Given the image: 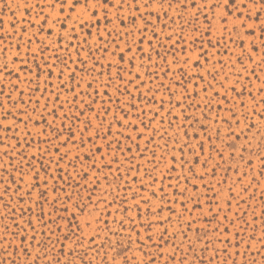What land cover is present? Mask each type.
Segmentation results:
<instances>
[{
    "label": "rangeland",
    "instance_id": "rangeland-1",
    "mask_svg": "<svg viewBox=\"0 0 264 264\" xmlns=\"http://www.w3.org/2000/svg\"><path fill=\"white\" fill-rule=\"evenodd\" d=\"M40 2V0H0V38H2L3 42H0V48H7V53L0 52V64L8 62L10 68H17L19 66L20 61L27 62V68L23 72H19L20 81H17L16 74L12 76H3L0 77V84L4 86L3 95L0 96V102H5V107L8 108L12 115H9L7 119H4L2 115H0V125L11 126V131H3L0 129V137L4 138L3 146H0V164H3L5 168H8L9 171L5 172L4 169H0V178L15 177L17 180H20V173L16 171L15 168H12L8 157H5L3 153L5 151L12 152V148H15V152L13 153L15 159L12 163H18L20 160L19 153L24 152L25 155L31 157L33 155L38 158H42V162L47 165V173L50 176H56L55 180L49 178L48 186L45 188L41 185L39 188L29 189L28 185L32 182L30 177L33 175L28 167V164L25 163L22 165L23 171L28 173L23 177L20 185H12L11 190L8 196L4 197V202H0V235L5 236L9 241H12V246L8 247L7 244H4L3 241H0V264H5V261H8V264H11V260L14 258L16 264H55L56 260H60L61 264H113V257H115V264H123L124 256L133 257L132 264H147L148 258L144 256L143 253L138 251L137 249V240L138 237L136 233L140 234V237L145 236V229L147 228V223L150 221H154L160 219V217L152 216L149 213V209H157L159 207H163L165 203H168L175 211V215H172V222L169 224L168 222H164L163 227L168 229V235L166 239H169L171 243L164 246V256H169L173 251V244L179 247V251L175 253L176 262L165 260L161 258H157L156 264H178L180 259L184 256L185 249H188L189 242L191 241L193 245V250L187 253V259L185 264H198V261L195 257L201 256L204 259V264H264V246H262V242H264V175H261V162L258 159L256 153L260 155H264V121L260 120L259 116L252 115L249 111L246 113L249 116L248 120L242 121L239 128L233 124V129L236 131L237 135L240 136V139L236 141L237 146L240 147H249L248 142L245 141V136L248 137V141L251 142L250 152L243 151L241 149L240 152H236L235 160L229 158V152L232 149L224 148V157L227 163L224 161H220L221 167L217 169L216 176L213 178L211 176H206V181L210 180L212 186H214L215 190L212 192H208L205 195V189L203 184L200 181H193L194 184L199 185V192L196 193V196L201 199L202 209L195 208V199L187 202V207L189 209H193L192 212L183 211L181 208V203L177 201H184V197L177 196L175 199L173 198V189L164 187V192L167 194L168 201H162L160 197L159 189L163 185L172 184L176 185L175 176L180 174L179 166H177V171L171 173L173 179L168 180L164 179L160 181L162 173L168 172V169L165 167V164L171 159L172 154H176L178 156V148L179 145L175 144L173 139H169V137H173L175 140H179L183 142L185 139L183 133L187 131L189 133V137H193V133L200 132V124H194L190 120H185L184 116L181 115L185 112V108H187V115L191 116L193 113L197 119L201 120V123L206 124L208 126V135H212L215 133L216 128L219 127L221 129V137L223 139L224 133L227 130V125H224L221 120H213L212 117L219 113L220 117H224L226 115L225 112L220 111L216 104V99L219 97H214V93L212 96L208 98L212 99V110H205L208 119L205 120L201 116V111L195 108L187 107L189 103V98L185 97L184 99V107L172 108L171 116H168L169 110V96L171 95L166 89L171 88L175 92V96L172 98V103L175 104L180 98L181 93L183 92V88L179 86V81L184 79L185 86L187 87L190 95L194 97L193 103L199 104L200 108H204V98L206 94L202 91V88L206 86L207 82H211L216 91L221 93V96L224 95L226 89H228L235 80V76L229 72V69L232 65H235L236 71H241L240 65L236 63V58L240 53V48L237 44L229 43L228 47L230 51H225L224 49H213L208 44L204 45V49L209 53L207 57H203L200 59L201 67H197L193 61L196 60L197 55L199 54V45L200 40L197 39L196 43L192 45L187 52L181 51V45L177 44L175 48H172L171 42L167 41L166 34L171 30H173L176 34H179V23H183L182 21H178V24H172L171 21H167L169 24V28L163 27V22L165 18L161 16V21L157 22L155 17H150L152 23L156 25V30L159 34V42H157L156 37H152L151 30L146 33V35L152 37V43L155 48V51H152L148 48L147 40L144 41L143 44H139V35L134 32L132 38L128 39V43L133 45L132 52L126 53L123 61L120 62V67L126 69L125 71H121L120 75L124 78L123 80H118L115 78V73L117 71L116 62L119 59V56L111 55V52L114 50V45H112V40L116 38L115 32H113L112 37H108L105 32V27L108 30H112L113 28L123 29V31H127L131 28V24L129 23L127 17L129 16V10L127 7L123 12L120 13L122 17H125V25H119V22L115 20V16L113 13L115 9H110L109 18L112 20V23H107L104 21L101 16H97L96 19L99 20V25L84 27L83 29L77 28L75 33V37L71 38L70 44L81 46L83 41L86 39L88 43L82 46L80 51V57L87 59L86 65H80L77 61V57L75 55L76 48L68 47L67 53L64 52V45L69 44V35L64 30L57 26V28L53 29V35H48V24L44 25L45 31L38 32V29L41 24H43V19H41V13L36 5ZM154 9L157 6H153ZM167 7V5H165ZM49 9L45 6L43 15L47 16L49 13ZM195 11L189 6V12L184 13L185 20L189 19V13ZM204 12L208 15H211L208 11V8H204ZM67 14V11L65 15ZM54 15V13H53ZM75 15V14H73ZM169 15L173 18L176 17V13L169 10ZM237 13L233 12V15L229 17V25L231 28V22L235 19ZM262 18H264V13H262ZM201 24L204 23L203 16L200 17ZM71 21L68 22L69 27H71ZM137 25L142 23L141 21L136 22ZM247 24H253L254 21L245 20ZM13 25H15L13 27ZM219 25L214 21V36L211 37L213 42H215V37L220 35V31L217 29ZM163 29V31H161ZM25 30H27L25 32ZM60 31L63 34V40L59 41L60 43V55L66 56L71 54L72 60L69 61V69H76V78L74 81H69V71L66 69L64 71L63 80L59 77V71L63 68V65L59 63V61H55L54 56L51 51L40 52L38 50V46L40 41H44L46 44L49 42H57L55 33ZM100 32L103 35L104 39L100 41V44H97V32ZM123 31L121 35H123ZM88 32H91L92 35H86ZM241 36H244V30H240ZM35 34V36H34ZM185 35L191 36L196 35L199 37V33L194 32L191 28H185ZM227 36V33H224ZM33 42L30 45V50H26L25 41L28 40L29 37H33ZM259 36V32L257 30V37ZM245 48L248 47V42L253 39V37L245 36ZM136 42L133 44V42ZM120 43L119 41H117ZM257 44H259V40L257 39ZM19 43L21 45L19 52V58L16 64H12L11 60L15 58L14 54L17 52L16 44ZM161 44L164 46L161 47ZM108 46L109 52L104 53L103 51L97 50L98 47ZM121 48L124 45L121 43ZM186 46V45H185ZM93 49L94 57L99 61L96 64V70L94 72H84L81 69L87 68L89 70L92 69L93 66V58L88 56V49ZM140 48L145 50V53H148L152 56V62L150 63L147 59V55L145 53H141L139 51ZM157 52L161 54V56H166L167 63L164 60H161L159 56H157ZM173 53L176 56V61L173 60ZM135 54L136 59L133 61L135 67L129 64V57ZM257 58V63L259 62V54H254ZM143 56V59L141 57ZM48 58V63H55V67L52 70V74L48 77V73L43 71L37 80L36 73L38 69L36 68V64H44V58ZM189 59L188 64H184L183 61L185 58ZM218 60H223L228 67L224 69V72L218 76L217 80L221 81L225 84L224 88H221L220 83L217 81H212L211 76L208 75L207 70H211L213 65L217 70L220 69V64L216 63ZM73 61H76L73 63ZM111 63L112 68L111 72L113 73V86L108 87L106 89L107 95H104V88H101L100 85L104 83L107 79L108 67L107 65ZM244 64L248 65L249 68L253 67L247 56L244 58ZM143 65V67H140ZM103 66V67H102ZM183 68L184 72L187 73L186 77H182L180 75V69ZM171 69V71H168ZM30 70V71H29ZM147 70V71H146ZM167 71V75L165 72ZM148 72L156 73V76L150 78ZM257 75L261 76V80H256L254 76H250V73H244V77L240 80L238 84H235L237 91H241L243 86L247 87V90L244 91L241 99L245 101L248 105V108L251 109L256 107L255 103L248 98L249 92L253 93V95L257 96V100H259L260 96L257 93V89L261 84H264V71L261 68L256 69ZM100 73H104L103 76ZM131 73V76L129 75ZM139 73L141 81H143L144 86L137 91V88L133 84H129L128 80L135 77V75ZM224 73H228V79L224 80ZM202 74L205 76V81H200L197 79V75ZM45 77H48L47 85L45 84ZM93 77H98V79H93ZM9 80L12 83H18L20 89L24 92V101H28L29 96H34L32 103H19L17 102L16 107H12L11 102H7L6 98L9 94V88L11 85L9 84ZM31 80L32 83L29 84L28 81ZM23 81V83H21ZM250 81V82H249ZM66 83L69 87H75L76 83H79V88L77 92H86V95L80 97L79 100L74 99V93L69 91L68 88H64L61 90L57 87L61 83ZM88 82L92 83V88H88ZM137 84L140 81L136 82ZM39 84L41 91H37L34 94L31 89H35ZM120 85L121 91L126 87L131 95H120L115 91V86ZM163 84L165 87H160ZM199 85V87H198ZM48 87V92H42V90ZM93 89H98L101 95L96 96L93 92ZM149 89H152V92H149ZM60 93V100L63 103L65 98L67 99V103L63 109V112H67L69 107H73V105L79 106V111L84 112V115L80 117V120H86L87 118H91L93 128L88 132L84 133V136L93 135V133L97 130L96 125L100 124V121L103 120V128H107L110 123L113 122V115L119 117L122 114L127 115V119L133 121L137 126L143 129L145 139L138 140L137 142L140 144L141 150H143L146 146L149 151L144 152L143 158L137 155L136 145L132 143L130 140L125 139L126 136L137 135L136 132L133 131L132 128L125 127L121 128L120 124L112 123V133L115 134L118 131L123 132L124 135L120 137L122 144L131 147L132 151H124L123 153L117 151L115 152L116 160L113 159V153L105 146V142L101 139H95L94 143L97 147L101 148V152L96 155V164L99 168H102V171H94L88 163H85L83 166L81 161H77L73 159L76 155L81 156V160L85 158V155L88 152V149L92 147L91 144H86L82 148H80L79 152L76 147L72 144H67L66 146L60 147V154L68 152V156L65 160L61 161V168L65 169L64 172L53 171L55 165L51 163L53 158L58 159L56 155V149L53 145L60 146L64 143V141L70 135L69 125L72 127V131L76 134V143H79L80 129L83 128V125L80 123V120H64L60 119L56 120V126L58 128H62L63 132L55 133L53 130L49 129L47 124H45V120L51 122L52 116L44 113V119H40L41 112L43 109H39L37 112L32 113L31 109L35 105V97H40L43 95L44 97H50V100H54L55 96H50V93ZM211 93L212 90L209 89ZM145 94L146 99L141 94ZM199 93V95H197ZM13 97V101H17L18 92L13 91L11 93ZM155 96V100L152 97ZM229 101L224 103V107H227L229 103L239 102L235 99L236 93L228 91ZM111 98V99H110ZM81 101H84V104H81ZM117 101L120 102V106H117ZM164 102V111L161 113V116L165 117L163 120V125L161 127L160 124V116L153 117V114L156 109L159 108L160 102ZM45 103V99L40 100V104L43 105ZM88 103H91V108H88ZM136 105L135 108H132L131 105ZM53 104L51 102L48 103V110L51 111ZM103 108H110L112 111L105 115L102 111ZM121 108L124 109V112H121ZM32 115V121H28L27 124V132L30 135L25 136V125L21 123V120H27V117L24 115V110ZM142 109L143 111H139ZM237 113L240 112V109L237 108ZM4 109H0V113H2ZM73 111H77L76 107H73ZM130 112V114H128ZM63 113H58V115H62ZM99 114V118L97 117ZM137 116H142L145 123L150 124V127L144 128L143 125L140 124L139 120L136 119ZM13 117H16V123L13 125ZM177 117H179L177 119ZM174 119L175 123L169 127V120ZM38 121V123H37ZM183 124V129H179L177 125ZM245 124H255L256 127H252L250 130L245 128ZM191 125V126H190ZM244 128V134L240 133V129ZM159 129L162 133L164 130H167L168 135L161 139L159 135H154L153 130ZM101 132L103 129H100ZM41 131L51 133L50 136L40 135ZM178 133V135H177ZM149 135H153L154 144H147V137ZM201 139L204 138V135L201 133ZM59 136V139H57ZM16 137V138H13ZM51 140V143H44L45 140ZM19 140V143H18ZM24 140H27L28 143H24ZM109 141L113 140V136L108 137ZM165 140L168 141L167 149H164ZM192 142L195 143V139H192ZM218 147H222L221 141H214ZM260 145V148H257V145ZM11 146V147H8ZM116 147L115 143L112 144V148ZM42 149H47V151H40ZM155 150L156 157L159 158L162 155L164 156L163 160H158L159 171H152L153 164L150 163L152 159V150ZM95 152V148L92 149ZM51 153V156L49 155ZM210 153V147L207 141L205 140L204 145V153L203 156H207ZM241 154L244 156V159H240ZM203 156L201 157L203 159ZM212 160L210 161V165L214 164L219 157L216 156L215 152H211ZM103 157V159H101ZM134 157V159H133ZM191 160V157H188ZM129 159L132 160V168L134 169L136 165H141L139 171L130 170ZM251 159L252 164L249 167L247 161ZM32 167L36 168L40 171L41 177H45L46 173L41 169L40 162L31 161ZM106 164H110L111 171H109L108 167H105ZM119 168V173L116 172V169ZM229 169L227 172L225 169ZM145 169L151 173L152 177L157 178V182L153 183L152 179L149 175L146 174ZM87 172V177H83L79 175L81 171ZM201 166H197V171H202ZM247 173V176L243 177V182L241 183V174ZM70 174V177L67 181L60 179L61 175ZM184 174L191 175L187 172V168L184 169ZM117 176H120V179H117ZM107 177V180L105 179ZM227 178L226 182H222L217 184V181H221L222 178ZM57 186V191H52V185ZM185 182L182 180L180 187L184 186ZM22 188V192L17 195L14 190L17 187ZM229 187L233 189L232 193L228 192ZM244 187L248 188L247 192L242 191ZM60 189H63L61 191ZM3 189L0 188V192ZM24 191H31V197L24 195ZM45 192V197L40 198L39 203H34L38 197L39 192ZM156 191V196H152V192ZM216 191H219L220 195L216 196ZM64 192H69L72 194V200L68 201L64 196ZM194 189L189 185L188 192L185 194L186 196H192ZM78 193V195H77ZM21 196H23V200L21 201ZM233 196L236 199H232V209L228 211L225 205V198ZM90 197V199H89ZM135 197V199H133ZM142 197H147L149 199L148 203H145ZM208 197H215V201H219L220 207L224 209L223 211H219L216 208V203L213 201L211 209L208 207L206 203ZM45 200L48 203H45ZM139 201V207H136V202ZM10 202L12 207L16 209L15 220L21 224L23 227L29 217L32 219V223L35 226L36 231L33 233L31 229H28L25 232H21L19 236L13 237L11 235L12 232H20V229H17L15 224L12 223L13 217L7 213V210L4 206L5 203ZM55 202L57 208L60 211L57 213L51 207V204ZM39 205H43L44 213H53L54 215H64L67 216L68 219H74V223L69 226L68 220H59L57 219V224L60 226L59 228L56 225H50L55 235H52V242L54 243V247L51 248L50 251L47 252V258H45V249L48 246V236L51 235L44 229L41 224L37 220V216L41 214V208ZM67 206L69 211L64 212L63 207ZM87 205V207L83 208V212L77 207ZM23 207L25 209H31V211H26L24 213V219H20V211L19 209ZM125 209H129L128 212H125ZM219 212V217L216 220L212 219V216ZM74 214V217L73 215ZM227 214L229 219L235 221V224L229 223L228 220H223V216ZM171 215L168 211V207H164L163 216ZM242 216L243 219H238L237 216ZM195 218V223H192V231H187L188 239H184V237L179 235L181 229L187 230V224L185 221L190 220L191 218ZM179 218V219H178ZM45 221L49 220V216H44ZM123 220V228L121 227L120 221ZM248 221L246 225L244 221ZM90 223V227H88L85 222ZM105 221L107 224L105 225ZM80 225V228H77L76 225ZM9 226L8 231H3L5 226ZM141 225H144L142 228ZM248 225H251L249 227ZM71 227L73 231L79 234L80 229L83 230V237L79 242L82 246H78V243L75 240V237L71 235L68 231V228ZM219 227L220 232L216 233L214 230ZM227 228L228 231L225 233L224 228ZM207 230L208 236H204V230ZM196 229H200V238H198L196 234ZM162 229L159 227H153L151 233L153 235V241H156L159 233ZM240 231V237L237 238L235 233ZM115 233V234H114ZM173 233H176V236L173 237ZM65 234L70 236L69 240H64ZM35 235L36 240L32 241L31 236ZM27 237L24 240L23 244L21 243V237ZM94 237L95 242L90 243V239ZM131 237V240L128 239ZM59 238V242L57 241ZM208 241H211V244L208 246L207 251H202L205 245L208 244ZM230 243H227L229 242ZM37 242H39V247L37 246ZM143 243V240H141ZM238 244V247L236 246ZM31 245V246H29ZM248 245H251L249 250ZM103 246V247H101ZM63 247V253H60V249ZM24 248L28 249V254L24 253ZM125 248H128V251H124ZM227 248V254L224 253L223 249ZM7 249V251H5ZM14 249H16L14 251ZM70 249H75L74 252L70 253ZM150 249H146L148 251ZM215 250H220L216 252ZM87 252L86 256H83V253ZM117 252H122L123 255H116ZM241 253L240 255H236V253ZM99 253V254H97ZM154 254V253H153ZM39 257L38 259H34ZM81 257H83L81 259Z\"/></svg>",
    "mask_w": 264,
    "mask_h": 264
},
{
    "label": "snow or ice",
    "instance_id": "snow-or-ice-1",
    "mask_svg": "<svg viewBox=\"0 0 264 264\" xmlns=\"http://www.w3.org/2000/svg\"><path fill=\"white\" fill-rule=\"evenodd\" d=\"M165 5H167V7H165ZM45 6L50 10L48 15L45 16L43 15L44 13V8ZM153 6H157L155 9ZM189 6H191L192 9H195V11H192L191 13H189V19L185 20L184 18V13H188L189 12ZM36 7L39 9L40 13H41V19H43V24L40 25L38 32H44L45 28L44 25L48 24V35L52 36L53 35V29L57 28V26L61 29H64L68 35H69V44L64 45V52L67 53L68 47H75L76 50V57H77V61L79 62L80 65H86L87 64V59L81 58L80 57V51L82 49L83 45H86L88 43V41L85 39L83 41V44L81 46H76V45H71L70 44V40L71 38L75 37V33L77 31V28H81L83 29L84 27H90V26H97L99 25V20L96 19L97 16H101V18L106 21L107 23H112V20L109 18L110 16V9H115V12L113 13V15L115 16V20L119 22V25H125V17H122L120 15L121 12H123L125 10V8L127 7V9L129 10V16L127 17L129 23L131 24V28H129L127 31H123V29H118V28H113L112 30H108L107 27H105V32L107 34L108 37H112L113 32H115L116 34V38L112 40V45H114V50L111 52V55L119 56V59L116 62V68L117 71L115 73V78L118 80H123L124 78L120 75L121 71H125L126 69H123L120 67V62L124 60L125 58V54L126 53H131L132 52V47L133 45H130L128 43V39L132 38L134 35V32L137 33L140 37L139 39V44H143L145 40H147V44H148V48L151 49L152 51H155V48L153 46L152 43V37H156L157 42H159V34L156 30V25H154L152 23V20L150 19V17H155L157 22L161 21V16H163L165 18L164 22H163V27L164 28H169V24L167 21H171L172 24H178V21H182L183 23H179V34H176L173 30L170 29V31L166 34V38L167 41L171 42L172 44V48L174 49L175 46L177 44L181 45V51L182 52H187L189 50V48L194 45L196 43V40L199 39L200 40V45H199V54L196 57V60L193 61V63L197 66V67H201L200 65V59L203 57H207L209 55L208 52L205 51L204 49V45L208 44L211 48L213 49H224L225 51H230L228 45L229 43L232 44H237V46L240 48V53L236 58V63L240 65L241 71H236L235 70V65H232V67L229 69V72L231 74H233L235 76V80L233 81V84L226 89L225 93L223 96H221V93L219 91H216L214 85L211 82H207L206 86L202 88V91L206 94L205 98H204V108L201 109L199 104L193 103L192 101L194 100V97H192L187 89V87L185 86V81L184 79H181V81H179V86L181 88H183V92L180 95L179 100L177 101V103L173 104L172 103V98L176 95L175 92L171 89L168 88L166 89L168 92L171 93V95L169 96V110H168V116H171V109L172 108H179V107H184V99L185 97L189 98V103L187 105V107L190 108H195L201 111V116L203 117V119L207 120L208 116L206 115V111L205 110H212V99L208 98L209 96H212V94L214 93V97H219V99H216V104L218 106H220L219 110L223 111L226 113V115L224 117H220L219 113L217 112V115L212 117L213 120H221L222 123L224 125H227V130L224 133V137L222 139L221 137V129L219 127L216 128V131L214 134L212 135H208V126L206 124L201 123L200 119H197L195 117V114L193 113L191 116L187 115V108H185V112L182 113L181 115L184 116L185 120H190L192 121L194 124H200V132H194L193 133V137L190 138L189 137V133L187 131H184L183 135L185 137V139L183 140V142H180L179 140H175L173 137H169V139H173L175 144L179 145L178 148V156L176 154H172L171 155V159L165 164V167L168 169V172L166 173H162L161 177L159 178L160 181H163L165 178L168 180L173 179L171 173L176 172L177 171V166H179L180 169V174H178L177 176H175V180H176V185L173 186L172 184H167V185H163L160 187L159 192H160V199L162 201H168V197L167 194L164 192V187H168V188H172L173 189V198L175 199V197L177 196H181L184 197V201H177L179 203H181V208L183 209V211H187V212H192L193 209H189L187 207V202L191 201L193 199H195V208H200L202 209V203H201V199L199 197L196 196V193L199 192V185L194 184L193 181H200L201 184H203L204 189H205V195L208 192H212L215 190L214 186L211 185L210 180L206 181V176H211V177H215L216 176V172L217 169L221 167L220 161H224L225 163H227V161L225 160L224 157V148H228V149H232L231 152H229V158L235 160V154L236 152H240L241 149H243V151H247L250 152L251 149V142L248 141V137L245 136V141L248 142L249 147H243V145H241L240 147L237 146L236 141H238L240 139V136L237 135L236 131L233 129V124H235V126L237 128H239V126L241 125L242 121L244 120H248L249 116L246 114L249 111L251 112L252 115H256L260 117L261 121H264V84H261L260 87L257 89V93L259 94L260 98L259 100H257V96L253 95V93L249 92L248 94V98L253 101V103H255L256 107H253L251 109L248 108V105L245 103V101L243 99H241V97L244 94V91L247 90L246 86L242 87L241 91H237L235 84H238L240 82V80L244 77V73H250V76H254L256 78V80H261V76L257 75L256 69L257 68H261L262 71H264V18H262V13H264V0H40V2L36 5ZM207 7L208 11L210 13H212L211 15H208L204 12V8ZM169 10L173 11L176 13V17L173 18L172 16L169 15ZM67 11V14L65 15ZM233 12L237 13V15L235 16V19L231 22V28L228 27L229 25V17L233 15ZM54 13V15H53ZM75 14V15H73ZM203 16L204 19V23L201 24L200 22V17ZM141 21L142 23H140L139 25H137V21ZM245 20L248 21H254L253 24H247L245 23ZM71 21V27H69L68 22ZM214 21L218 23L219 28L217 29L218 31H220V35L215 37V42H213V40L211 39V37L214 36ZM0 23H2V21H0ZM15 25H13L14 27ZM189 27L191 28L194 32L199 33V37H197L196 35H191V36H186L185 35V28ZM125 27H127V25H125ZM243 29L244 30V36H241L240 30ZM149 30H151L152 33V37L146 35L147 32H149ZM257 30L259 32V36L257 37ZM27 30H25L26 32ZM123 31V35H121V32ZM161 31H163V29H161ZM224 33H227L228 35L225 36ZM56 35V41L57 42H49V43H45L44 41H40V44L38 46V50L40 52H44V51H51L52 55L55 58V61H59V63L61 65H63V68L60 69L59 71V77L61 78V80H63L64 77V71L66 69H68L69 71V81H74L76 78V69H69V61L72 60V56L71 54H68L66 56H62L60 55L59 49H60V43L59 41L63 40V34L60 31H57L55 33ZM86 35L91 36L92 33L88 32ZM97 44H100V41L104 39L103 35H101V33L98 31L97 32ZM35 36V34H34ZM33 37H29L27 41H25V45H26V50H30V45L33 42ZM245 36L247 37H253V39H251L248 42V47L245 48ZM257 39L259 40V44H257ZM117 41H119L120 43H118ZM0 42H3L2 38H0ZM121 43L124 45L123 48H121ZM136 42L134 41L133 44H135ZM186 45V46H185ZM164 45L161 44V47H163ZM21 45L19 43L16 44V48H17V52L14 54L15 58H13L11 60L12 64H16L17 60L19 58L20 49ZM99 51H103L104 53H108L109 52V47L108 46H103V47H98ZM139 51L141 53H145V50L143 48H140ZM0 52L3 53H7V48H0ZM259 54V62L257 63V58L256 55L254 54ZM157 56L160 57L161 60H164L167 63L166 60V56H161V54L159 52L156 53ZM145 55H147V59L148 61L151 63L152 62V56L148 53H145ZM88 56L93 58V66L92 69L89 70L87 68H83L81 69L84 72H94L96 70V64L99 63V61L94 57L93 54V49L89 48L88 49ZM245 56H247V59L249 60V62L254 65L253 67L249 68L248 65L244 64V58ZM136 59L135 54H133L131 57H129V64L132 65L133 67H135V65L133 64V61ZM141 59H143V56L141 57ZM176 56L173 53V60L176 61ZM189 59L185 58L183 63L184 64H188L189 63ZM76 61H73V63H75ZM216 63L220 64V69L217 70L215 67V64L213 65V68L211 70H207L208 71V75L211 76L212 81H217L220 83L221 88L225 87V84L221 81H218L217 78L218 76L221 75V73L224 72V69L226 67H228V64H226L223 60H218ZM55 63H48V58L45 57L44 58V64H36V68L38 69L37 73H36V77L37 80L39 79L41 73L43 71H46L48 73V77L51 76L52 74V70L55 67ZM103 67V66H102ZM109 71L107 74V79L104 81L103 84L100 85L101 88L105 89V92L103 93L104 95H107V91L106 89L108 87L113 86V73L111 72V68L112 65L111 63H109L107 65ZM140 67H143V65H140ZM27 68V62L26 61H20L19 62V66L15 69L10 68L9 67V63L5 62L0 64V77H3L5 75L7 76H12L13 74H16V79L17 81H20V76H19V72H23L25 71V69ZM30 71V70H29ZM147 71V70H146ZM168 71H171V69H169ZM101 76L104 75V73H100ZM129 75L131 76V73H129ZM148 75L150 78H153L156 76V73L154 72H148ZM165 75H167V71L165 72ZM180 75L182 77H186L187 73L184 72L183 68L180 69ZM48 77H45V84L47 85V81H48ZM93 79H98V77H93ZM197 79H199L200 81H205V76L202 74H198L197 75ZM228 79V73H224V80ZM140 81L139 84H137L136 82ZM250 82V81H249ZM21 83H23V81H21ZM29 84L32 83L31 80L28 81ZM129 84H133L136 88L137 91H139V89L141 87L144 86L143 81H141L140 75L139 73H137L135 75L134 78L129 79L128 80ZM9 84L11 85V87L9 88V94L6 98L7 102H11L12 103V107H16L17 106V102L19 103H28L31 104L32 100L34 98V96H29L28 101H24V92L20 89L19 84L18 83H12L11 80H9ZM57 87H59L61 90H63L64 88H68L69 91L74 93V99L75 100H79L81 96L86 95V92H77V89L79 88V83L77 82L75 87H69L68 84L66 83H61L59 84ZM88 88H92V83L88 82L87 84ZM160 87H165L163 84L160 85ZM199 87V85H198ZM3 88L4 86L2 84H0V96H2L3 93ZM209 89L212 90V92H209ZM13 91L18 92V98L17 101H13V97L11 95V93ZM32 93L34 94L37 91H41L39 84H37V87L35 89H31ZM49 89L48 87H45L42 92H48ZM115 91L117 93H119L120 95H131V93L128 91V89L125 87L123 89V91H121V87L120 85H116L115 86ZM228 91H231L233 93H236L235 99L239 102L238 104L236 103H229L227 107H224V103L229 101V96H228ZM93 92L95 93L96 96L101 95V93L99 92L98 89H93ZM149 92H152V89H149ZM54 95L55 99L54 100H50V97H44L43 95H41L40 97H35V105L32 107L31 111L32 113L37 112L39 109H43V111L41 112L40 115V119H44V113H47V115L52 116V121L49 122L47 120H45V124H47L48 128L53 130V132L55 133H61L63 132L62 128H58L56 126V120L60 119L61 121L64 120H80V117L82 115H84V112L79 111V106L77 105H73V107L77 108V111H73V107H69L68 111L65 113L63 112V109L65 107V104L67 103V99L65 98V101L62 103L60 100V93L56 92V93H50V96ZM197 95H199V93H197ZM141 96H144L146 99L145 94H141ZM41 99H45V103L43 105L40 104V100ZM111 99V98H110ZM153 100H155V96L152 97ZM51 102L53 104V107L51 109V111L48 110V103ZM81 104H84V101H81ZM88 108H91V103H88ZM117 106H120V102L117 101ZM132 108H135L136 105H131ZM237 108L240 109V112L237 113ZM0 109H4V111L2 113H0V115H2L4 117V119H7V117L9 115H12L11 111L5 107V102H0ZM102 111L105 115H107L108 113H110L112 111V109L110 108H103L102 107ZM139 111H143L142 109H140ZM164 111V102L161 101L159 108L155 110L153 117L155 118L156 116H160V124L161 127L163 125V120L165 119V117L161 116V113ZM121 112H124V109L121 108ZM58 113H63L62 115H58ZM130 114V112L128 113ZM24 115L27 117V120H21L20 122L23 123L25 125V133L24 135H30V133L27 132V124L28 121H32L33 117L32 115L27 111V109L24 110ZM97 117L99 118V114H97ZM179 117H177L178 119ZM137 120H139L140 124L144 126V128H148L150 127V124L145 123L144 119L142 118V116H137L136 117ZM13 125H15L16 123V117H13V121H12ZM38 123V121H37ZM80 123L83 125V128L80 129V136H79V143H76V134L75 132L72 131V127L71 125H69V132L70 135L68 136V138L64 141L63 144H61L60 146H56L53 145V147H55L56 149V155L58 157V159L53 158L51 160V163L55 165V168L53 169V171H60V172H64L65 169L61 168V161L65 160V158L68 156V152L66 151L63 154H60V147L66 146L67 144H72L74 147L77 148L78 152L80 150V148H82L84 145L86 144H91L92 147L88 149L87 154L85 155V158L83 160H81V156L78 154L76 155L73 159L77 160V161H81L82 166L85 163H88V161H91V163L89 164V166L94 170V171H102V168H99L96 164V155L98 153L101 152V148L97 147L94 143L95 139H101L105 142V146L111 150V152L113 153V159L116 160L115 157V152L119 151L121 153H123L125 150L128 152H131L132 149L131 147L127 146V145H123L122 141L120 139L121 136L124 135L123 132H117L115 134L112 133V123L114 124H120L121 128H125V127H129L132 128L134 132L137 133V135L135 137L133 136H126L125 139L130 140L132 143H134L136 145V149H137V155L141 156L143 158V154L146 151H149V149L147 148V146L141 150L140 148V144L137 142L138 140L141 139H145L144 137V132L143 129L140 128L139 126H137L133 121H130L127 119V115H121L119 117L113 115V122L110 123L108 125L107 128H103V124L104 121L101 120L100 124L96 125V131L93 133V135L84 136L85 132H88L90 129L93 128L92 125V121L91 118H87L86 120H80ZM175 123L174 119H170L169 120V127H171L173 124ZM191 126V125H190ZM177 127L179 129H183V124L177 125ZM245 128H248L249 130L252 127H256L255 124H245L244 126ZM0 129H2L3 131H11L12 127L11 126H4V125H0ZM100 129H103V131L101 132ZM154 135H159L161 139H164L165 136L168 135L167 130H164L162 133L159 131V129L153 130ZM204 135V138L201 139V135ZM240 133L244 134V128L240 129ZM40 135H44V136H50L51 133L48 132H44L41 131ZM113 136V140L109 141L108 137L109 136ZM178 135V133H177ZM16 138V137H13ZM195 139V143L192 142V139ZM57 139H59V136H57ZM262 139H264V137H262ZM3 140L4 138L0 137V146H3ZM205 140L207 141V143L209 144L210 147V153L207 156H203L204 153V145H205ZM214 141H221L222 142V147H218L217 144ZM44 143H51V140H45L43 141ZM19 143V140H18ZM24 143H28L27 140H24ZM115 143L116 147L113 149L112 148V144ZM154 138L153 135H149L147 137V144H154ZM168 146V141L165 140V144H164V149L166 150ZM11 147V146H8ZM257 148H260L261 146L258 144L256 146ZM95 148V152L92 151V149ZM40 151H47V149H42ZM15 152V148H12V152L9 151H5L3 153V155L5 157H8L9 159V163L11 165L12 168H15L16 171L18 173H20V180H17L15 177H11L10 179L8 177H3L0 178V188L3 189L2 192H0V202H4V197L9 195V192L11 190V186L12 185H20L21 181L23 180V177L25 175H27L28 173H25L23 171L22 165L27 163L30 172L33 174L30 179H31V183L28 185L29 189L32 188H39L41 185H43L45 188L48 186V179L51 178L53 180H55L57 177L56 176H50L47 173V165H45L42 162V158H38L37 156L33 155L31 157L25 155L24 152H20L19 153V157L20 160L18 161V163H12V161L15 159L13 153ZM211 152H215L216 156L219 157V160H217L214 164L210 165V161L212 160V156H211ZM49 155L51 156V153H49ZM258 159L261 162V175H264V155H260L259 153H256ZM191 157V160H189L188 157ZM203 156V159L201 158ZM101 159H103V157H101ZM134 159V157H133ZM164 156L162 155L161 157L157 158L156 157V153L155 150H152V159L151 161H149L150 163L153 164V168L152 171H159V164H158V160H163ZM240 159H244V156L241 154ZM31 161H37L40 162L41 165V169L45 171L46 176L45 177H41L40 175V171L37 170L36 168L32 167ZM129 166H130V170H135V171H139L141 168V165H136L135 168H132V160L129 159L128 161ZM249 167L252 164L251 159H249L247 161ZM197 166H201L202 167V171H197ZM105 167L109 168V171H111L110 168V164H106ZM187 168V172L190 173L191 175H187L184 174V169ZM0 169H4L5 172H8L9 169L5 168V166L3 164H0ZM229 169H225V171L227 172ZM120 169L117 168L116 172L119 173ZM145 172L147 175H149V177L152 179L153 183L157 182V178L156 177H152L151 173L148 172L147 169H145ZM79 175L83 176V177H87V172L86 171H81L79 173ZM0 176H2V174H0ZM247 176V173H243L241 174V180L240 182H243V177ZM70 177V174L67 175H61L59 178L62 180L67 181V179ZM120 176H117V179H120ZM105 179L107 180V177H105ZM184 181L185 184L184 186L181 188V181ZM227 178H222L221 181H217V184L222 183V182H226ZM189 185H191V187L194 189L193 195L192 196H186L185 194L188 192V187ZM61 191H63V189H60ZM22 188L21 187H17L14 192L15 194L19 195L22 192ZM52 191L56 192L57 191V186L54 184L52 185ZM233 191V189L231 187H229L228 192L231 194ZM242 191L247 192L248 188L244 187L242 189ZM156 191L152 192V196H156ZM24 195H27L28 197H31V191H24ZM45 192L41 191L38 194V197L35 201H33L34 203H39L40 198L45 197ZM78 195V193H77ZM220 193L219 191H216V196H219ZM64 196L66 197V199L68 201L72 200V194L69 192H64ZM90 199V197H89ZM133 199H135V197H133ZM142 199L144 200L145 203L149 202V199L147 197H142ZM232 199H236V197L233 196H229L225 198V205L228 209V211H231L232 209ZM23 200V196H21V201ZM213 201H215V197H208L206 203L208 204V207L211 209L212 207V203ZM45 203H48L47 200H45ZM216 203V208L219 209V211H223L224 209H222L220 207L219 201H215ZM7 213L9 215H11L13 217L12 223L15 224L17 229H20V232H12L11 235L13 237L19 236L21 232H25L28 229H31V231L34 233L36 231L35 226L32 223V219L31 217L28 218L27 223L22 227L20 223H18L15 220V213H16V209L12 207L11 203H5L4 204ZM41 208V214L39 216H37V220L38 222L41 224V226L44 229H47V231L49 233H51V235L48 236V246L45 249V258H47V252L51 250V248H53L55 245L52 242V235H55V232L53 231L52 227H50V225H56L57 228H59L60 226L57 224V219L59 220H68V225L71 226L74 223V219H68L67 216L64 215H54L53 213H44L43 210V205H39ZM136 207H139V201L136 202ZM51 207L55 210V212H59L60 209L57 208L56 203L53 202L51 204ZM63 207V211L64 212H68L69 209L67 206L62 205ZM77 207L80 209L81 212H83V208L87 207V205L84 206H79L77 205ZM164 207H168V211L169 213H171V215L168 216H163V211H164ZM21 215H20V219L23 220L24 219V213L26 211H31V209H25L23 207H21L19 209ZM129 209H125V212H128ZM149 213L152 216L155 217H160V219L154 220V221H150L147 223V228L145 229V236L144 237H140V234L137 232L136 235L138 237L137 240V249L138 251H140L141 253L144 254V256H146L148 258L147 264H156V260L157 258H161V259H165L176 262V256L175 253L177 251H179V247L176 246L175 244H173V251L172 253L165 257L164 256V251L163 248L165 245L171 243V241L169 239H166V236L168 235V229L163 227L164 222H168L169 224L172 222V215H175V211L174 209H172L170 206H168V203H165V205L163 207H159L157 209H149L148 210ZM0 215H3L2 213H0ZM48 215L49 216V220L46 222L44 219V216ZM74 217V214H72ZM219 217V212H217L216 214H214L212 216L213 220L218 219ZM238 219H243L242 216H237ZM179 219V218H178ZM223 220H228L229 223H233L235 224V221H232L229 219V216L227 214H225L222 218ZM195 218H191L188 221H185V223L187 224V230H183L181 229V231L179 232V235L184 237V239H188L187 236V231H192V223H195ZM244 223L247 225L248 221H244ZM85 224L90 227V223H88L87 221L85 222ZM107 224V222L105 221V225ZM121 227L123 228V224L124 221L121 220L120 221ZM249 227H251V225H248ZM77 228H80V225H76ZM141 227L143 228L144 225H141ZM153 227H159L160 229H162L159 233V236L157 238L156 241H153V235L150 234L151 230L153 229ZM9 226H5V229L3 231H8ZM68 231L71 233L72 236L75 237L76 242L78 243V246H82V244H80L79 242L81 241L82 237H83V230L80 229L79 234L76 233L75 231L72 230L71 227L68 228ZM216 233L220 232V228L217 227L214 230ZM228 231V229L225 227L224 228V232L226 233ZM115 234V233H114ZM196 234L198 236V238H200V229H196ZM173 237L176 236V233L172 234ZM204 236H208V232L205 228ZM235 236L237 238L240 237V231L238 230L235 233ZM27 239V237H21V243L23 244L24 240ZM70 236L68 234H65L64 236V240H69ZM129 240H131V237H128ZM31 240L35 241L36 237L35 235L31 236ZM141 240H143V243H141ZM0 241H3L4 244H7L8 247L12 246V241H9L5 236L0 235ZM59 242V238H57V241ZM95 242V238L92 237L90 239V243H94ZM227 243H230L227 242ZM211 244V241H208V244L205 245L204 249H202V251H207L208 250V246ZM31 246V245H29ZM37 246L39 247V242H37ZM238 247V244L236 245ZM262 246H264V242H262ZM103 247V246H101ZM251 248V245H248V248L246 250H249ZM146 249H150L148 251H146ZM16 249H14L15 251ZM128 248H125L124 251H128ZM193 250V245L191 243V241L189 242V247L188 249H185L184 252V256L180 259V261L178 262V264H185V261L187 259V253L189 251ZM5 251H7V249H5ZM75 249H70V253L74 252ZM216 252H219L220 250H215ZM224 253L227 254V248L223 249ZM24 253L28 254V249L24 248ZM60 253H63V247H61L60 249ZM154 253V254H153ZM99 254V253H97ZM241 253L237 252L236 255H240ZM87 252L83 253V256H86ZM116 255H123L122 252H117ZM39 257H36L34 259H38ZM83 257H81L82 259ZM134 258L133 257H128V256H124L123 259V264H132V260ZM195 259L198 261V264H204V259L201 256L195 257ZM5 264H8V261H5ZM11 264H16L15 259L13 258L11 260ZM49 264H51V262H49ZM55 264H61L60 260H56ZM113 264H115V257H113ZM141 264H143V261H141ZM209 264H211V261H209ZM254 264V262H253Z\"/></svg>",
    "mask_w": 264,
    "mask_h": 264
}]
</instances>
